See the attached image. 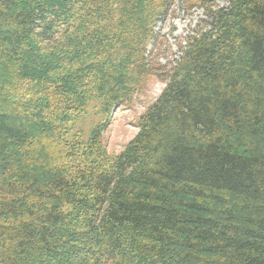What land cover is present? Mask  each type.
I'll return each mask as SVG.
<instances>
[{
    "label": "trees",
    "instance_id": "16d2710c",
    "mask_svg": "<svg viewBox=\"0 0 264 264\" xmlns=\"http://www.w3.org/2000/svg\"><path fill=\"white\" fill-rule=\"evenodd\" d=\"M209 19L117 154L87 130L152 71L172 0H0V264H264V0Z\"/></svg>",
    "mask_w": 264,
    "mask_h": 264
},
{
    "label": "rangeland",
    "instance_id": "374dc122",
    "mask_svg": "<svg viewBox=\"0 0 264 264\" xmlns=\"http://www.w3.org/2000/svg\"><path fill=\"white\" fill-rule=\"evenodd\" d=\"M219 6H227L226 0H215ZM201 7L188 9L183 0H172L155 22L156 38L146 47V63L152 73L144 87L129 100L114 105L107 117L92 103L83 119V128L96 123H106L101 132V141L108 153H119L138 131V121L146 108L163 90L167 78L164 74L179 60L185 37L208 23Z\"/></svg>",
    "mask_w": 264,
    "mask_h": 264
}]
</instances>
